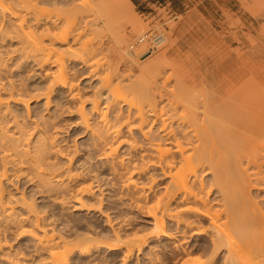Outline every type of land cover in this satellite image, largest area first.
I'll return each instance as SVG.
<instances>
[{"label":"rangeland","instance_id":"374dc122","mask_svg":"<svg viewBox=\"0 0 264 264\" xmlns=\"http://www.w3.org/2000/svg\"><path fill=\"white\" fill-rule=\"evenodd\" d=\"M62 1L60 2L61 8L59 6L57 7V5H55L56 7L54 5L50 6L52 2H49L50 4L48 2H45V7H46V4H48L49 7L48 5L47 7L53 11L52 12L54 13L53 15L50 11L49 12L51 14H48V13L45 14L41 12L45 15L44 17H46L47 15L48 16L52 15V18L53 17L56 18L54 20H57L58 23L55 22V25L53 26L54 30L52 29L53 31L55 30L57 31L55 27L58 28V24L65 22L63 18L65 17L63 16L65 15L63 12L65 8H63L62 6L66 7L68 5L70 6L71 3L74 4L72 0H65V1L62 0ZM66 1L67 2L69 1L71 3L66 4L65 3ZM104 1L109 3L108 4L109 6L112 4L111 5L112 9H111L109 6H107V3H104L106 7L103 6V8L105 9L103 13L108 11L106 10L108 7H109L108 8L109 10L111 9V13L108 12L106 13V15L105 13L104 14L102 13V10L104 9L101 7ZM100 2H102L101 3L102 5L98 6L94 10H91V11L88 10L89 14H87L95 18L94 16L95 14L93 12H97L96 17L98 15L99 17H97L98 20L96 21L98 23L97 25H100V28H97L98 27L97 25H95L94 27L93 24H96L95 23L96 21L94 23L91 22V20L93 21V19L91 18H89V24L85 25L86 23L85 24L82 23L84 22L83 20H85L84 17L86 16L85 15L86 13L82 14L80 12L82 14L81 15L77 12L79 16L81 17L84 16V17H82L83 19H81L76 14L77 17L75 18L77 19L79 18L78 20L80 21L81 19V21L80 22L77 21L75 23L77 25L79 22L78 26L80 24L81 25L84 24L83 25L84 27L87 26L85 27L87 29H85L83 33H85L87 30L86 33L88 35L85 33L84 36L82 37L83 35L82 34L80 35L82 37V38L80 37L81 40L79 39L78 42L76 41L72 42L73 38L75 37L74 33L76 32L78 34L80 31L79 30L81 26L80 25L78 27L79 29H77L79 31L76 30L73 33V35L67 37L69 41L64 40V42H62L63 40L62 41L55 40L56 42L54 43L55 47L57 48V51L59 50L58 54H60V50H61L60 55L62 59H65L64 60L65 66L67 65L68 67V68L66 67V69L68 73L70 71V74L67 73L68 77L70 76L69 79L73 80V82L77 84L75 85L76 88L74 87V90L78 89L77 86L80 88L79 96H77L78 98L71 97V95H69L70 89L67 87H63L60 85V83H58L54 86L53 88L54 91L52 90L53 92H51L50 94L49 103H47L48 98L46 95H44L45 93L43 92L48 90V87L50 84L49 80L51 81L53 79V75L51 77L50 75L55 70L57 71L58 64L51 62V65L45 64V66L41 67L42 64L40 65L39 63L37 64V62L34 61L33 59H30L31 61L28 60L27 58H25L27 60H23V57L20 55L19 51L17 52L16 50L17 53L15 52V50L13 52L11 51L13 49H16L18 46H20V43H18V39L9 40L8 38L7 41L5 40V42L2 43L4 44V46L0 43L1 44L0 45V56L3 55L2 57H4L3 59H5L4 61L1 59L4 62V64L2 62L1 64L2 67L0 66L1 68L0 69V87H1L0 93L3 97V100L5 101V102L3 101L4 103L1 105V109H0L1 110L0 111V124L4 125L2 127H5L9 133L16 134L17 133L16 131L18 130L16 126H17V123H19L22 126L23 130L27 132L26 134H28V137L30 135L32 142L35 140V137L37 138L38 135H41L42 137L47 138L50 142L49 144L50 146L48 148V150L50 151L49 153H47L48 155L46 157L47 167L49 168V170L57 169L58 171H63L64 173H66L65 177L62 180H60V182L55 180L54 178H51V182L47 185H44L40 181V177L38 178V176L34 174L35 168L34 169L32 168L33 169L32 170L30 166L27 164L21 165V166L19 165L13 166V164L11 163V165L10 164L8 165L9 166L8 175L7 177H5L3 181L4 186H5V197L6 199L9 197L8 200L13 198V200H15L13 201V204L15 202H18L17 199H19V202L16 203L18 205L17 206L15 205V211L16 209L18 211L17 215L16 214L15 215L18 218H21L23 216L27 217V215L29 214H30L29 215L30 217L31 216L33 217V214L35 213V212L33 213V211L31 213L29 212L30 211L29 206H28L29 204L28 205L25 204L26 207H24L23 204L25 203V201L22 199V196H24L27 202L33 204L35 208L34 210L35 211L38 210V212H40V214H42L46 218L47 220L46 225L49 226L48 229H50L51 232L54 227L55 228L54 232L56 231L58 232V234H61V235H64V234L66 236L69 235L68 236L69 238H72V237L74 238L80 235L83 236L84 234L93 235L97 238L94 241L98 242L97 244L100 245V247L95 248L91 253L85 254V253H80L79 251L70 253L68 264H181V260H183L182 259L183 257H180L181 255H179L178 252H182L181 251L183 250L182 248L187 246V244L189 245L190 243H191L190 244L191 246H193L192 243L193 244L195 243L196 245L194 246H197L194 248L192 252L194 256L196 257L200 256L207 260H209L208 256H211L210 258H212V260L211 261L209 260L210 263L208 264H224L223 262L225 259L224 249H220L217 252L215 251L213 252L212 247H210L211 246L210 238L208 237L206 233L201 234V236L197 234L195 235L194 233H192L193 230L190 228L184 231L183 230L184 228L182 225L179 227V229L181 230H180V233L179 232L177 233L178 235H176L175 239L170 240L166 238L165 236H158L155 234L153 235V237L149 238L141 248L135 246L134 251L129 253L131 255H128V256L125 255V253L127 254L126 246L119 245L120 247L119 246L111 247L108 245L110 242H116L115 240L116 233H118L120 238H123V240L127 238L129 239L132 236L135 237V235L136 236H139V235L149 236V234L154 228L153 217L152 215H149L147 210L145 211L146 208L145 207L143 208L142 204L146 205V204H151V203L156 202L158 196L164 192L169 177L164 176L160 168H155V167L149 168V171L147 170L144 173H139L137 170L136 172H134L133 165L138 164V163L141 165V163L144 160H147V158L146 156L144 158L143 151H141L140 148L138 149L130 148L127 140L123 141L122 144H119V149L115 150L114 152L115 154L113 153L109 157V159H106L107 157L104 154L105 151L103 153V149L105 148L107 150L108 146L107 144L103 145L102 147L104 146H107V147H104L102 149V147L98 145L100 143L97 140V136L93 134V131H92L93 127L94 128L97 126L100 127V124L102 123L101 121L102 118L100 117L102 115L100 114V110L96 112L97 110L94 109V107H92V100L96 96H101L99 94H102V96L99 97V99L101 100L100 106L103 107V108L101 107L102 109L105 108V105H106L105 100L107 98L105 96L109 95V92H108L109 88L108 89L106 88L107 90L105 88H103L104 90L102 89L101 82L104 81L103 80L105 78L104 76H106L107 79L109 78V80H111L112 83L114 82L113 84L115 83L118 84L119 80L121 79L122 81H120L119 86H122L120 87L122 89L119 88L118 93L119 94L121 93V95L125 93L124 96H128L132 94L130 93L131 91H129V88L127 87V83H129L130 80L137 81L139 80V77H140L141 81L139 80V82H141L142 84V79L145 77V76L143 77L142 75L144 74L146 75L147 78L149 76L150 80L157 78L159 79V81H161V78L164 79L166 77V79L168 78L166 87L169 88L171 86V88H173L175 86V81L177 80L178 75L180 76L182 72V69L179 68L180 63H184L182 66L183 69L186 68L184 67L185 64L188 65V67H191V70L189 71V73H192V70H193L195 75H192L193 73L190 75L192 76L193 79H196V81L198 80L199 83L204 81L205 79L203 77L204 80H202L201 76L199 78L196 75H202V73L203 75L205 74V76L207 77V80L208 79L210 80L211 78H213L212 73H211L212 65H215V67L217 65V64H214V63H217V62H214V60L217 61L216 58H219L218 57L219 55H217L218 53L216 52L217 53L216 54L214 52L218 51L221 54L222 52L226 50V49L224 50L226 46L225 37L227 35V30L230 29L234 36L233 48L235 50L234 55L237 60L236 61L237 62V72H239L238 69L243 70L242 68H245V74L243 71H242V74H244L243 77H245L246 79L249 78V82H250L249 95L254 97L256 102H258L260 97L264 95V60L263 59H260V60L252 59L251 56H249V26L246 24L245 19L240 17L241 10H243V12L245 9L249 11V2L247 0H127V1L126 0H103V1L102 0H81V4H79V1L76 0V4L78 5L76 4L75 5L82 7V10H83V8L88 7L91 3L98 5L100 4ZM113 2L115 4H113ZM53 3H56V2L54 1ZM39 4L40 5L44 4V2H40ZM100 7L102 10L99 11ZM114 7L117 8L118 10L117 9L115 10ZM48 8L47 10H49ZM62 8L63 10L61 11ZM119 9H124L128 12L126 13L125 11L124 14L118 13L119 15H117L116 14L117 12L115 13V11L120 12ZM60 11L61 13L63 12L62 13L63 15H61L63 17L59 16L58 18L57 15H60L58 14V12ZM64 11H66V9ZM109 13L110 15H113L112 13H114L113 16H109L110 18L114 17L116 14L117 17L118 16L120 17L119 18L120 20L117 19V17H115V19L111 18L116 23V24L115 23L111 24V20L107 21L109 20L108 18ZM73 14L75 15V12L71 14V17H73L72 16ZM123 15H126V16H123ZM68 16H70V14ZM105 16H107V18H105ZM127 17L128 19H126ZM67 18H65V20ZM75 18L73 19L76 21ZM100 18H101V21L99 20ZM58 19L59 20L61 19V20L58 21ZM116 19L119 20V22L115 21ZM229 19L231 20V24L230 26H228V29H227V24H228ZM62 20L63 22H61ZM132 20L134 23L140 22L141 25L137 23L134 24ZM43 21H45V18L42 20V22ZM70 21H73V20H70ZM120 22H121V25H120ZM44 23L45 22H43V24L41 25L39 24L38 26L35 25L32 28V29H35L34 32H36L37 36L39 32L41 33L42 26L43 27L45 26ZM75 23L73 22V24ZM66 24H64L63 26L61 24L60 28L61 26L65 28L64 26ZM101 24L102 25L104 24V25L102 26ZM71 25L72 24H70V26ZM76 25L74 26L72 25L73 26L72 29H74ZM89 25H93V26L89 27ZM84 27H82V31ZM110 28L113 29V32ZM137 29L139 30L137 31ZM143 29L144 30L147 29V31L146 30L144 31ZM93 30L97 31L98 35L101 33L99 36L97 35L98 39L95 37L96 33H94ZM98 30L99 31L102 30L105 32H101V31L98 32ZM61 31L62 30L60 29V32ZM88 31L90 32V34L88 33ZM149 31L163 33L161 35L162 36L161 39L163 40L162 43L158 45L157 48H154V50L150 47L152 44L150 43L149 39H147L149 42L147 40H144L143 42H140V43L138 42V39L140 38V36H143V34H146ZM28 32H31V31L28 30ZM57 32L60 33L59 30ZM57 32H54V33H57ZM123 32H125L126 35ZM58 33H57V36H60ZM93 33L96 39L92 37L91 34ZM118 33L119 35L124 34V36L130 37L129 39L128 37H126L125 39L126 40L128 39V41L126 42L124 41L125 42L124 46L126 47V51L123 47L120 48L121 46H123V42H121V35L119 36ZM29 34L35 37L33 33H29ZM61 34L63 33L61 32ZM89 35L91 36V39L93 38L92 39L93 42L92 40L90 41L89 38H88V41L92 42V44L94 45H98V46L102 45L103 47L99 50L103 52L99 50L98 51L95 50L93 51V53H91L92 50H88V51L84 50V49H88V48H85L84 44L87 42V38L85 36L88 37ZM101 35H102V38H100ZM115 35L120 38L119 39L118 37L116 38ZM112 38L114 40H112ZM116 39L120 40V42ZM173 39H175L174 40L175 45L172 44ZM29 40L31 41L32 39H29ZM29 40L27 42L28 44H30ZM46 40L47 41L49 40V36L46 37ZM169 41H171L172 43ZM79 42H82V43H79ZM102 42L103 44H101ZM167 43H169V45ZM70 44L75 47L77 46V48L73 46L71 47V48H75V49H72L75 52L74 51L71 52L69 49L66 50L67 48L70 47ZM80 44L84 45V47L82 46L81 48ZM113 45L115 46L113 47ZM219 45L221 46V48L224 47L222 49L224 51H219L221 50V48H219L218 50ZM109 46L110 48H108ZM90 47H91V44H90ZM174 47L177 48V51L179 52V56L175 53V50H173L175 49ZM62 49L63 50L65 49V50L63 51ZM163 49H165V51L169 50V53L171 52V55L172 57H174V60H178V62L174 63L175 61H173V59H171L170 61L169 57H167V60L165 59V62H163L164 61L163 59L166 58V56L168 55L166 52V56L164 58L162 56H161L162 58L160 57L162 53L163 54L165 53ZM76 51L79 52V55L76 53ZM128 51L132 53L129 54ZM63 53L64 55H66L65 57L64 55H62ZM224 53L227 54L226 52ZM230 53L231 52L229 51L228 55ZM214 54L217 56H215ZM223 54L222 56L220 55L221 58L223 57ZM136 55L138 58H136ZM213 55L215 58L212 57ZM234 55L232 56L234 57ZM19 56H21L22 59ZM79 56H81L80 57L81 59H79ZM97 56H99L98 59L96 58ZM226 56L224 57L226 58ZM150 57L152 59L155 58L157 61H155L154 59V62L151 63V61L153 60L150 59ZM103 58H105L106 60L105 59L102 60ZM223 59L222 60L220 59V60L223 61ZM230 59L233 60L232 57H230ZM129 60H130V63H129ZM220 60H218V63L220 62ZM228 60H229V57H228ZM231 60L229 61L231 62ZM159 61L165 64L167 63L166 66L165 64L162 65L161 62H160L161 63L160 65ZM95 62H97L96 65H95ZM139 62L140 63L143 62L142 64L146 63V65H143L145 69H142L143 67L141 68L142 65L138 66ZM147 62H150V66L148 67H147ZM236 62L235 61L232 62L233 65ZM253 62L254 63L256 62V64H253ZM98 63L100 65H98ZM198 63L199 64L202 63L201 65H203L204 67L203 69L201 68L203 70L201 74L199 73L197 74V72L194 71V67L199 68ZM155 64L162 66L160 67V69L162 70L160 69L158 70L159 66L154 67L156 66ZM208 64H209V67L207 69L211 73L210 75V73L208 72V75H210L209 78L207 75V70L205 69ZM230 64H228V66ZM130 65L132 66L130 67ZM218 65L220 66V63ZM108 66H110L111 68ZM126 66L128 68H126ZM96 67H97V70L95 69ZM222 67L220 66V68ZM224 67L226 66L224 65ZM147 68L148 70L149 68H156V69L155 71H152V70L148 71L146 70ZM47 69L49 70L47 71ZM128 69H130V71H128ZM196 70L198 71L200 69H196ZM234 70L236 71L235 68ZM50 71H53V72L51 73ZM90 71H92L95 75L96 73L98 72L99 73L95 77V75L94 74L92 75ZM118 71H120L121 74H119ZM127 71L129 74L127 73ZM140 71H143V73ZM218 71L217 72L215 71V72L218 73ZM46 72L47 73L50 72L49 73L50 75L47 74ZM107 72H110L109 74L111 75L108 76L109 74ZM122 72L124 73V75L125 74L126 75L122 76ZM148 72L152 73L154 77L152 76V74L150 75ZM223 72H222V77H221L222 79L224 77L223 75H225V73L223 74ZM233 72L234 71H231L230 74L233 75L234 74ZM117 73L119 74V76H122L123 79L119 77ZM189 73L187 72L186 75ZM216 73L213 74L214 78L216 77L215 80L217 79V75L215 76ZM219 73L221 74V72ZM103 74L104 76L102 78ZM138 74H141V76L139 75V77L137 78ZM171 74H173L172 76L174 77L169 76ZM183 74L184 72L182 73V75ZM231 75H228V76H231ZM234 75H239V74L237 73ZM167 76L170 77V81H169V77ZM184 76L185 74L183 75V77ZM243 77H241V79H243ZM225 78L227 79L228 77H225ZM125 79L129 81L127 82ZM238 79H240V77ZM150 80H148V82ZM211 80H214V79H211ZM10 82L11 83L15 82L14 83L15 85L16 83H18L16 85L18 87L20 85V87L19 88L16 87V89L17 88L21 89L20 91H21V94L23 93L22 94L23 98L26 97L25 99L27 98L29 99V100L27 99L29 101L27 102V104H25V102L23 103L22 100H18V99L15 100V98L13 99L12 97H15V96H10V92H9V90H11L10 86L12 88V86L14 85V84L11 85ZM169 82H171L170 86H169ZM144 83L145 81H143V84ZM161 84H162V81H161ZM99 88L101 89L102 92L99 90ZM198 88L199 86L196 89ZM201 88L203 89V87ZM202 89L196 90V91L197 92L199 91L198 93H200L204 91ZM211 89L212 90L206 89L208 91L206 90L205 91L209 93V91L214 90L213 87H211ZM17 90H15L16 92L14 95H16L17 92H20L19 90L18 91ZM41 93L44 96H41L42 95ZM16 96L18 97V95ZM31 96L32 98H30ZM81 100L85 101L84 108L86 109V112H87L86 114H88L87 116H89L88 117L89 123L92 125V126L90 125V127H88L86 123L83 122L84 120L82 121V117L80 116V110L78 106L80 105ZM253 101L254 100L249 97V105L252 108V109L249 108L251 109L249 111L250 113L251 112L254 113L253 111H255L253 116H256L255 114L260 109V106L256 105L255 103H252ZM123 103L124 102H122L121 104ZM124 108H126L125 105H124ZM108 111L109 113L107 112L108 113L107 117L109 118L111 117L112 119L115 113L112 109H109ZM251 118H254V117H250L249 119ZM125 127L123 125L122 130H124L125 132H122L123 136L121 137L124 138L126 136L127 137L129 136L130 138H132V136H130L132 134H130L131 132L129 131V128L127 127L128 129L127 128L125 129ZM132 131L133 132L136 131L135 132L136 134L133 132L132 133L135 135V137H137V139L139 138V142L142 143L137 127L133 128ZM111 139L112 137H109L108 139L109 142L111 141ZM112 140L113 141H111L110 143L115 146L117 143H119V140H121V138L117 137V139H112ZM262 140H264V138ZM97 141L98 143H96ZM129 142H130V139H129ZM262 149L260 150L262 151ZM107 151H109V149ZM116 152H118L117 155H116ZM119 158H122L124 160H121V159L119 160ZM122 161H124V163L126 162L127 164L128 162L130 163L129 164L131 166L130 170L128 168L127 169L131 171V173H129V171L126 172V167L124 166L126 165V163L123 164ZM131 161L134 164H132ZM204 170L205 171L202 172V176L205 177V179H207L208 181H210L211 176H212V171H209L208 169L206 170V168ZM71 173L72 174L82 173V174H79L80 175L79 177L69 178L70 176L68 174H71ZM126 174L127 175L131 174L132 178L136 179V181L140 185L142 184L145 185L146 187L145 189H147L145 191V194L146 193L147 194L144 196L145 198L144 197L142 198V201L141 200L139 201L138 199L139 193L136 192V189L134 190V188L127 187L126 185L127 175ZM52 185H55L54 187L56 188H53V187H52L53 189L49 188ZM85 185L92 187L90 192L81 190V188L83 189ZM47 189H50L51 191H48ZM79 190L81 193L79 192ZM214 190L215 189H213L209 194V197L212 199L213 203L217 200V196L219 194L216 192V190L215 191ZM261 193L263 195L264 191H261ZM254 194L256 195V192ZM81 198L87 205H83V207L79 206L80 205L79 200ZM256 198L257 200L261 202V194L259 198L258 197ZM137 201L140 202L141 205H138ZM3 218H4V222H3ZM3 218L0 217V220H2L0 221V226H1L0 230L1 231L3 230L2 232H0V236L3 237V238L0 237V240L3 242V244L5 243L4 244L5 246L3 245V249L2 247L0 248V256L3 257V255L5 256V255L12 254V253H13V255H11L12 257L14 256L17 257L18 255L19 257L21 256L20 258L22 259V261L18 260V262L19 261L21 262L15 263V264H52L53 263V259L50 255V252L45 248L42 249V247L39 246L40 244L38 245L36 238L31 233L21 230L22 226H27V227L30 226L29 224H31V222L30 223L28 222L30 221L29 219H26L25 220L26 222H23V225H20V224H17L18 222H10L8 220L5 221L6 218L4 216ZM201 221H203L204 224L206 223V220L204 221V219H201ZM2 223L3 225L7 227H4ZM166 225H167L166 226L167 230L171 232H175L176 228H178L176 226L177 224L174 221L169 220L168 218L166 219ZM179 242L180 243L182 242V243L180 244ZM208 243H210L209 246H207ZM9 251L10 253H8ZM4 252H7V253L4 254ZM14 252H17V253L14 255ZM3 259L0 260V264H14V263L9 262L6 259L5 260Z\"/></svg>","mask_w":264,"mask_h":264},{"label":"bare ground","instance_id":"6f19581e","mask_svg":"<svg viewBox=\"0 0 264 264\" xmlns=\"http://www.w3.org/2000/svg\"><path fill=\"white\" fill-rule=\"evenodd\" d=\"M54 1L56 3H53ZM54 1H52V0H0V43L2 44L3 42H5V40L7 41L8 38H9V40L10 39L11 40L12 39H14V40L18 39V43H20V46H18L19 45L18 44L17 45L18 47L16 46L17 48L15 47L16 49H13L11 51L12 52L14 50H15V52H16V50H17V52L19 51L20 55L23 57V60L33 59L34 61L37 62V64L38 63H39V65L42 64L41 67L45 66V64L51 65V62L58 64L57 71L56 70L54 72L50 71L51 73L53 72L51 75L49 74L50 72H48V73L46 72L47 74L50 75V77L53 75V79L51 81L49 80L50 84H49L48 90L43 92V93H45L44 95H46L48 98L47 103H49V97H50L51 92L54 91L53 90L54 86L58 83H60L61 86L67 87L70 89L69 95H71V97L76 98L77 96H79V93H80V91H79L80 88L78 86H77L78 89L74 90V87L77 84L75 82H73V80L69 79L70 76L68 77V74H70V71L68 73V71L66 69L67 65L65 66V62H64L65 59H62V57L60 55L61 50H60V54H58L59 50L57 51V48L54 45V43L56 42L55 40H60V41L63 40L62 42H64V40H68V38H67L68 36L73 35V33L77 29H79L78 27L81 24L79 26H78V24L81 21V19H83L82 17H84V16H82V17L79 16V14H81V13L82 14L86 13L85 15L87 16V17L85 16L87 19L84 17L85 20H83L84 22H82V23H84V24L86 23L85 25L89 24V18L93 19V21L91 20V22L94 23L96 20H98L97 17H99V15L96 17L97 12H93L95 14L94 15L96 18L95 19L93 16L87 15V14H89L88 12L91 10H94L95 8H97L98 6H100L102 4H103L101 6L102 8H103V6L106 7V5L104 3H107L105 1L103 3L100 2V4H98V5L91 3L88 7H85L82 10V7L76 6V5H78V4H76V0L75 1L72 0L74 4H72L69 1L68 2L66 1L65 2L66 4L71 3L70 4L71 7L69 5L66 6L67 8L65 6H62L63 8L66 9V11H64L65 9L63 10V8L61 9V11L63 10L65 15H63L62 14L63 12L61 13V11H60V12H58V14H60V15H57V16H58V18L61 15L65 16V17L61 16L64 18V21H65V22H63V20H62L61 22H63L64 24H66V23H68V24H66L64 26L65 28L62 27L64 25L63 23L58 24V28L55 27V29H57V31L59 30V32H60V29L62 30L61 32L63 34H61V32L58 33L56 30L53 31L54 30L53 26L55 25V22L56 23H58V22H57V20H54L56 18H54V17L52 18V15L54 13H52L53 11L48 8L49 5L46 4V7L48 5L47 8L49 10H47V8L45 7V2H48V3L52 2L51 4L49 3L50 6L57 5V7L59 6L61 8L60 2L62 0L61 1L59 0L60 2L58 0H54ZM57 1L60 4H58ZM77 1H79V4H81V0H77ZM40 2H44V4L40 5L39 4ZM108 4L109 3H107V6H109ZM113 4H115V3L113 2ZM38 5L42 8H40ZM111 5L109 6L110 8H111ZM72 6L73 7L75 6V7L73 8ZM116 6H118V5H116ZM123 6H125V5H123ZM77 7H78L79 11H78ZM101 7H100L99 11L102 10ZM119 7H121V6H119ZM108 8L106 9L108 11L104 12L105 15L108 12L111 13L112 8L110 10ZM116 9L117 8H115V10ZM44 10H45V12H44ZM119 10H120V12L115 11V13L117 12L116 13L117 15H119L118 13L124 14L126 11L124 9H119ZM49 11L52 13V15H50V16L47 15L46 17H44L45 15L43 13L51 14ZM99 11H98V13H99ZM103 11H105V9L102 10V13H103ZM41 12H43V13H41ZM74 12H75V15L73 14L72 15L73 17H71V14ZM77 12L79 14H77ZM127 12L128 11H126V13ZM110 13L108 14L109 20H107V21L111 20V24H112L115 22L111 18L115 19V17H117V15L115 14L114 17L110 18L109 16L114 15V13H112L113 15H110ZM69 14H70V16H68ZM76 14L78 15L79 18H81L80 21L78 20L79 18L78 19L75 18V17H77ZM120 15H122V14H120ZM123 16H126V15H123ZM69 17H70V19H69ZM44 18H45V21H43V22H45L44 23L45 26L44 27L42 26V31H41V33L39 32L40 34L37 32L38 33V36H37L36 32H34L35 29H32V28L35 25L38 26ZM65 18H67V19L65 20ZM73 18H75L76 21ZM105 18H107V16H105ZM119 18L120 17L118 16L117 19H119ZM117 19L115 21L119 22L120 19L119 20H117ZM126 19H128V17ZM60 20L58 19V21H60ZM70 20H73V21H70ZM99 20L101 21V18ZM133 20H132V22H133ZM77 21H79V22L76 25L75 22H77ZM43 22L41 24H43ZM73 22L75 24H73ZM121 22H123V21H121ZM121 22H120V25H121ZM69 23L72 24L73 26L76 25L77 26V27L75 26L76 29H75V27H74V29H72L73 26L71 25L72 26L71 27ZM95 23L96 24H93L94 27H95V25L98 24L97 21ZM136 23L137 22H135L134 24H136ZM61 24H62V26L60 28ZM137 24H140V22H138ZM83 25L80 26V29H79L80 31L77 30V31H79L78 34L76 32H75L76 34L74 33L75 37L73 38L72 42H75V41L78 42L80 37H81L80 35L83 34L82 35V37H83L84 34L87 32V30H86V32L83 33L84 30L87 29V28H85L87 26L84 27ZM93 25H89V27L93 26ZM122 25H123V23H122ZM140 25H138V26H140ZM97 26H98L97 28H100V25H97ZM82 27H84L83 31H82ZM140 29H142V28H140ZM28 30L31 32H28ZM40 30H41V28H40ZM111 30L113 32V29H111ZM138 30L139 29H137V31ZM145 30L147 31V29H145ZM100 31L105 32L102 30H100ZM100 31L98 30V32H100ZM54 32H57L60 36H57V33H54ZM29 33H33V35L35 37L31 36V34H29ZM88 33L90 34L89 31H88ZM94 33H96L95 34L96 36L94 35ZM94 33L91 34L92 37L93 38L96 37L98 39V36L101 33L99 35H98L97 31H94ZM119 33H121V32H119ZM119 33H118V35H119ZM123 33H125V32H123ZM102 34H104V33H102ZM141 34H142V32H141ZM125 35H126V33H125ZM143 35H145V34H143ZM26 36L32 40L30 41ZM48 36H49V40L47 41L46 37H48ZM89 36L88 37L85 36L87 38L88 43L93 39V38L91 39V36L90 37ZM122 36H124V34L121 35V42H123V46H121L120 48L123 47L126 51V47L124 45H125V42L128 41V39L130 37H128V36L122 37ZM31 37H33V38H31ZM59 37H61V38H59ZM117 37L118 36H116V38ZM126 37H128L127 40L125 39ZM88 38L90 39V41H88ZM100 38H102V35ZM119 38L120 37H118V39ZM26 39H28L30 41V44L27 43L28 40H26ZM118 39H116V40H118ZM123 39H125V40H123ZM175 39H173V43L171 41H169V42H171L173 45H175V41H174ZM102 40H104V39H102ZM112 40H114V39L112 38ZM118 41L120 42V40H118ZM136 41H137V39H136ZM83 42H84V40H83ZM85 42H86V40H85ZM87 42L84 45H85V48H88V49H84V50L85 51L92 50L91 53H93V51H95V50L98 51L99 49H101L103 47L102 45L98 46V45L92 44L93 40L89 44ZM129 42H130V40H129ZM79 43H82V42H79ZM90 44H91V47H90ZM101 44H103V42ZM167 44L169 45V43H167ZM2 45L4 46V44H2ZM73 45H74V43H73ZM73 45L70 44V47L67 46L69 48L66 47L67 48L66 50L69 49L71 52L74 51L72 49L77 48V46L75 47ZM84 45L80 44L81 48H82V46L84 47ZM72 46L75 48H71ZM114 46L115 45H113V47ZM108 48H110V46ZM219 48H221L220 45L218 47V50H219ZM223 48H221V50H219V51H224L226 49L224 52H226L227 54H225L224 52H222L220 54V52H218V51L214 52V53L217 52L218 54L217 53L216 54L219 55L218 56L219 58H216L217 61L214 60V62H217V63L213 62L214 64H217L216 65L217 68L215 67V65H212V64H211L212 68L210 66V68L214 71L213 72L210 69L212 76H213V78H211V77L210 78L214 79V80H211V79L207 80V77L205 76V74L203 75L202 69L204 67H203V65H201L202 63H200V64L198 63L199 68L194 67V71H196L197 74L202 73V75H196V76H198L199 78L201 76L202 80L205 79L204 81H202L200 83L198 80L196 81V79H193L192 76L190 75L192 73H193L192 75H195L193 70H192V73H189V71L191 70V67H188V65L185 64L184 65V67H186L185 68L186 70H185L182 67L184 63H180V65L179 64L178 65L180 66L179 68L182 69V72L180 74L181 77L178 75V78H180V79L177 78L176 81L174 80L175 86L173 88H171V86H170L171 82H169L170 87L169 88L166 87L167 82H168L167 81L168 78L167 79H166V77L164 79L161 78V81H162V84H161V81H159V79L151 78L153 80H150L149 76L147 78L145 74L142 76L143 77L145 76L143 79H145V78L146 79L145 80L142 79V84H141V82H139V80L141 79L139 77V75L141 76V74H138L137 78L139 77V80H137V81L136 80L135 81L130 80V82L127 83V87L129 88V91H131L130 93H132V94H130L131 96L128 94H127L128 96H124L125 93L122 95H121V93L120 94L118 93L119 88L122 87V86H119L120 81H122L121 79L119 80L118 84L117 83L113 84L114 82L112 83V81L109 80V78L107 79L106 76H104V74L102 75V78H103V76L106 78V79L104 78L103 79L104 81L101 82L102 89L103 88H105V89L109 88L108 89L109 95L105 96L107 98L105 100L106 105L104 104L105 105L104 109H102L103 107L100 106L101 100L99 99V97H101L102 94H99L101 96H96L95 98H93L92 107H94V109L97 110L96 112H98V110H100V114L102 115V116H100L102 118V120H101L102 123L100 124V127L97 126L99 128H97V127H95L96 129L94 127L93 128L91 127V128H92L93 134H95L97 136V140L100 143L98 145H100L102 147L103 145L107 144V146L109 147L108 148L107 146H104V147H107V150L109 149V151H107L104 147H102V149L104 148L103 153L105 151L104 154L107 157L106 159H109V157L115 152V150L119 149V144H122L123 141L127 140L130 148H133V149L140 148L141 151H143L144 158H145V156L147 158V160H144L141 163V165L139 163H138L139 165L138 164L133 165L134 166V168H133L134 172H136V170H137L139 173H144L147 170L149 171V168L155 167V168H160V170L162 171L164 176L169 177L164 192L158 196L156 202L151 203V204H146V205L142 204L143 208L144 207L146 208L145 211L147 210L149 215H152V217H153L154 228L151 231V233L149 234V236L148 235L147 236L146 235L145 236H143V235L136 236L135 235V237L132 236L129 239L127 238V239L123 240V238H120L119 234L116 233V238H115L116 242H110L108 244L111 247H116L119 245L120 246H122V245L126 246L127 254L125 253V255H127V256L131 255L129 253L134 251L135 246L141 248L146 243V241L149 238L153 237V235H155V234L158 236H165L166 238H168L170 240L175 239L176 235H178L177 233L178 232L180 233L181 229H179V227L182 225L184 228L183 229L184 231H186L187 229L190 228L193 230L192 233H194L195 235L197 234V235L201 236V234L206 233L208 235V237L210 238V242H211L210 247H212L213 252L214 251L217 252L220 249H224L225 250L224 251L225 259L223 261L224 264H264V193H263V195L261 193V191H264V140H262L264 138V95L260 97L258 102H256L254 97L249 95V85H250L249 78L246 79L245 77H243L245 74V68H242L243 70L238 69L239 72H237V62H236L237 60L235 58L234 52L232 53V51L229 50L228 46H227V48L225 47L224 50H222ZM124 49H123V51H124ZM163 50L165 53L163 54L162 53L163 51H162L161 52L162 55H160V57L162 56L164 58L166 56V52L168 54L166 56V58L163 59L164 60L163 62H165V59L167 60V57L170 58L169 59L170 61H171V59H173V61H175L174 63L178 62V60H174V57H172L171 52L169 53V50H166V51H165V49H163ZM173 50H175V53L179 56V52L177 51V48H175ZM214 50H215V48H214ZM214 50H212V51H214ZM77 51H76V53L79 55V52H77ZM99 51H101V50H99ZM229 51L232 54L230 53L228 55ZM56 52H57V54H56ZM101 52H103V51H101ZM121 52H122V50H121ZM105 53H106V51H105ZM128 53L131 54L132 52L128 51ZM99 54H101V53H99ZM222 54H223V57L221 58ZM62 55H64V53ZM177 55H175V56H177ZM214 55L212 56L213 58H215ZM217 55H215V56H217ZM232 55H234V57ZM2 56L3 55L0 56L1 57L0 58V66L1 67H2V65H1L2 62L5 60V59H3L4 57H2ZM21 56H19V57H21ZM65 56L66 55H64V57ZM125 56H126V54H125ZM224 56H226V58ZM22 57H21V59H22ZM80 57L81 56H79V59H81ZM228 57H229V60H231L230 57H232V59L233 58H235V59L231 60V62H230L228 60ZM25 58H27V59H25ZM96 58L98 59L99 56H97ZM105 58H103L102 60H104ZM136 58H138L137 55H136ZM150 59H152V58L150 57ZM154 59H152L153 61L150 60L151 63L154 62ZM220 59L221 60L223 59V61H221ZM143 60H145V59H143ZM218 60H220L219 63H220L221 67H222V65H223V67H224V65L226 67L220 68V66L218 65L219 64ZM124 61H125V59H124ZM155 61H157V60L155 59ZM224 61L225 62L227 61V62L225 63ZM234 61L236 63H234V65H233L232 62H234ZM82 62H84V61H82ZM140 62H139V64L138 63L137 64H138V66L142 65L141 68L143 67V65H146L145 62H144L145 64H142L143 62L142 63H140ZM160 62L161 61H159V64L161 65L162 62L161 63ZM129 63H130V60H129ZM148 63H149V65H148ZM221 63H223V64H221ZM227 63L228 64L231 63L232 65L230 64L231 66L230 65L228 66ZM3 64H4V62H3ZM96 64H97V62H95V65ZM102 64H103V62H102ZM164 64L165 63H162V65H164ZM166 64H165V66H166ZM98 65H100V64L98 63ZM155 65L156 66H154V67L159 66L158 70L160 69V67H162L158 64H155ZM199 65H201V66H199ZM110 66H108V67H110ZM131 66L132 65H130V67ZM148 66H150V62H147V67ZM232 66L236 69V71L234 70V68ZM208 67H209V64L205 68L207 70V75H208V72L210 73V71H208V69H207ZM93 68H92V70H93ZM115 68H117V67H115ZM126 68H128V67L126 66ZM95 69L97 70V67ZM142 69H145V67H143ZM155 69L156 68H149V70H152V71H155ZM196 69H200V70L197 71ZM48 70L49 69H47V71ZM86 70H88V69H86ZM146 70H148V68ZM160 70H162V69H160ZM128 71H130V69H128ZM128 71H127V73H128ZM215 71L216 72L218 71V73L221 72V74L220 73L218 74ZM231 71H234L233 72L234 74L238 73L239 75H234L233 73H232L233 75H231L230 74ZM242 71L244 72V74H242ZM90 72L92 75L94 74L92 71H90ZM110 72H111V70H110ZM110 72H107V73L109 74ZM118 72H119V74H121L120 71H118ZM140 72L143 73V71H140ZM160 72H162V71H160ZM170 72H172V71H170ZM183 72L185 74L184 77L186 79L183 77L184 74L182 75ZM187 72L189 73L187 75H189L190 77L186 75ZM222 72H223V74L225 73V75H227V76L223 75L224 76L223 79L221 78ZM98 73H96V75ZM211 73H210V75H211ZM214 73H216L215 76L217 75L216 80H215L216 77L214 78V75H213ZM119 74H118V76H119ZM149 74L151 75L152 73H149ZM154 74H156V73H154ZM173 74H171L169 76H172ZM96 75H95V77H96ZM110 75L111 74H109L108 76H110ZM125 75L122 72V76H125ZM167 75H168V73H167ZM210 75H208V78ZM228 75H231V76H228ZM99 76H101V75H99ZM122 76H119V77L122 78ZM152 76H153V74H152ZM159 76H160V74H159ZM164 76H166V75H164ZM169 76H167V77H169ZM172 77H174V76H172ZM203 77H204V79H203ZM225 77H228V78L226 79ZM234 77L237 79H235ZM239 77H240V79H238ZM241 77H243V79H241ZM130 78H131V76H130ZM147 79L150 81L148 82ZM175 79H176V77H175ZM125 80L127 81V79H125ZM143 81H145L144 84H143ZM146 81H147V83H146ZM169 81H170V77H169ZM11 82H10L11 85H13L15 83V82H13V83H11ZM17 84L18 83H16V85ZM16 85L14 84L12 86V88L10 86V89H11V90H9L10 96H15L12 98L13 99L15 98V100L16 99L22 100L23 103L25 102V104H27V102H29L28 101L29 99L28 98H27L28 100L25 99L26 97L23 98V95H22L23 93L21 94V91H20L21 89H18L20 87V85H19V87ZM172 85H174V84H172ZM198 86H199V88L196 89ZM16 87H18L17 89L20 91V92H17L18 94L16 93V95H18V97L16 95H14L16 92L15 90H17ZM201 87H203V89ZM211 87L214 88V90H213L214 92L213 91H209V93L206 92V91H208L206 89L212 90ZM21 88H22V86H21ZM153 88H154V90H153ZM120 89H122V88H120ZM201 89L204 91H202L200 93H198L199 91L198 92L196 91V90H201ZM99 90L101 91L100 88H99ZM100 91H98V92H100ZM0 92H1V87H0ZM195 92H196V94H195ZM19 94H21V95H19ZM44 95L42 94L41 96H44ZM249 97L254 100L252 103H255L256 105L260 106V109L255 114L256 116H253L255 111H253L254 113H252V112L250 113V111H249L252 109L251 106L249 105ZM30 98H32V96ZM3 101H4L3 97L0 93V109H1V105L5 102V101L4 102ZM122 102H124V103L121 104ZM84 103H85V101L81 100V103L78 106L79 110H80V116L82 117V121L84 120L83 122L86 123V125L88 127H90L91 124L89 123V119H88L89 116H87L88 114H86L87 112H86V109L84 108ZM124 105L126 106V108H124ZM28 108H29V106H28ZM249 108H251V109H249ZM109 109H112L115 113L113 115L112 119H111V117L110 118L107 117L108 116L107 114L109 113V111H108ZM249 115H250V117H254V118L249 119L250 118ZM123 125H124V127L127 125L125 127V129L127 127L129 128V131L131 132L130 134H132L130 136H132V138H130L129 136H128L129 138L127 136H126L127 138L121 137V136H123L122 132H125L124 130H122ZM2 126H4V125L0 124V168H1L0 169L1 170L0 171V217L3 218V216H4L6 218L5 221L8 220L10 222H18L17 224H20V225H23V222H26L25 220L29 219L30 221H28V220L27 221L29 223L31 222V224H29L30 226H28V227L22 226L21 230L31 233L36 238L38 245L40 244L39 246H41L42 249L45 248L50 252V255L53 259L52 264H68V259H69L70 253L75 252V251H79L80 253L86 254V253H91L95 248L100 247V245L97 244L98 242L94 241L97 238L93 235H87V234L85 235L84 234L83 236L80 235V236H76L74 238L73 237L69 238L68 237L69 235L66 236L65 234L61 235V234H58V232H56V231L54 232V229H55L54 227H53V230L51 232V230L48 229L49 226L46 225V222H47L46 218L42 214H40V212H38L37 209H36L37 211H35L33 204L27 202L25 200L24 196H22V199L25 201V203L22 202V203H24L23 204L24 207H26V205L29 204L28 206H29L30 211L29 210L28 211L30 213L32 211H33V213L34 212L35 213L34 214L32 213L33 217L32 216L30 217L29 216L30 214L27 215V217L23 216L21 218H18L16 216L18 211H17V209L15 211V205L16 206L18 205L16 203L19 202V199H17L18 202H15L13 204V201H15V200H13V198L8 200L9 197L7 199L5 197V186H4L3 181H4L5 177H7V175H8V170H9L8 165L9 164L11 165V163H12L13 166L14 165L21 166V165L27 164L30 166L31 169L35 168L34 169L35 172L33 171L34 174L36 176H38V178L40 177V181L44 185L49 184L51 182V178H54L55 180L60 182V180H62L65 177L66 173H64L63 171H58L57 169L49 170V168L47 167V165H46L47 164V162H46L47 158L46 157L48 155L47 153H49V151H50V150H48V148L50 146L49 145L50 142L47 138L42 137L41 135H38L37 138L35 137V140L32 142L30 135H29V137H30L29 138L28 134H26L27 132L25 130H23L22 126L19 123H17V126H16L18 129L16 131L17 132L16 134L9 133L8 130ZM135 127H137V129H138V133L141 137L142 143H140L139 138L137 139V137H135V135L133 134L136 132V131H134V132L132 131L133 128H135ZM109 137H112V139H117V137H120L121 140H119V143H117L114 146L113 144L110 143L111 141H113L112 139L109 142V140H108ZM129 139H130V142H129ZM98 141L96 143H98ZM115 142H116V140H115ZM112 143H114V142H112ZM259 148L260 149L263 148L262 151ZM117 153L118 152H116V155H117ZM120 159L124 160L122 158H119V160ZM119 162H121V161H119ZM122 163L125 164L126 162L124 163V161H122ZM119 164H121V163H119ZM129 164L130 163L128 162V164L126 163L127 166L124 165L126 167V172H128L130 170L131 166ZM132 164H134V163L132 162ZM128 165H129V167H128ZM122 167H123V165H122ZM205 168H206V170L208 169L209 171H212V176H211L210 181H208L207 179H205V177L202 176V172L205 171L204 170ZM129 173H131V171H129ZM79 174H82V173H79ZM79 174L78 173L77 174L71 173L68 175L70 176L69 178H71V177L74 178V177H79L80 176ZM127 176H126L127 180L124 179V180H126L127 187L134 188V190L136 189V192L139 193L138 199H139V201L140 200L142 201V198L147 194V193L145 194V191L147 190V189H145L146 188L145 185L144 184L140 185L136 181V179L132 178L131 174H129ZM54 186L55 185H52L49 188H51V189L56 188ZM81 187H83V186H81ZM91 188H92L91 186L85 185L83 187V189L81 188V190L90 192ZM213 189H215L216 192L219 193L217 196V200L214 203L212 202V199L209 197V194ZM47 190L51 191L50 189H47ZM79 192H80V190H79ZM255 192H256V195L254 194ZM260 194H261V202L259 200H257V198H256V197L259 198ZM81 200H82V198L79 200L80 201L79 206L83 207V205H87L83 200L82 201ZM137 203H138V205H141L140 202L137 201ZM167 218L169 220L174 221L177 224L176 226L178 228H176L175 232H171V231L167 230V228H166V226H167L166 225V219ZM201 219H204V221L206 220V223L204 224V222L201 221ZM0 221H2V220H0ZM3 222H4V218H3ZM2 225H3V223H2ZM3 226L7 227L5 225H3ZM2 231L0 230V232H2ZM191 234H190V236H191ZM1 238H3V237H1ZM4 244L0 240V248L2 247V249H3ZM190 244L189 245L187 244V246L183 247L182 248L183 250H181L182 252H178V254L181 255L180 257H183L182 258L183 260H181V264L182 263L183 264H208V263H210L209 260L210 261L212 260V258H210L211 256H208L209 260L204 259L200 256L199 257L194 256L192 252H193L194 248L197 246H194V245H196L195 243L194 244L192 243L193 246H191ZM201 244H203V243H201ZM175 245H176V243H175ZM209 245H210V243H208L207 246H209ZM6 253L7 252H4V254H6ZM8 253H10V251ZM11 253H12V251H11ZM16 253L17 252H14V255ZM210 254H212V253H210ZM11 255H13V253L9 254V255H5V256L3 255V257L0 256V258L1 259L4 258L3 260L6 259L9 262L14 263V264L22 261V259L20 258L21 256L19 257L18 254H17L18 256L16 255L17 257H15V256L12 257ZM18 260H21V261L18 262Z\"/></svg>","mask_w":264,"mask_h":264},{"label":"crops","instance_id":"0c3cea01","mask_svg":"<svg viewBox=\"0 0 264 264\" xmlns=\"http://www.w3.org/2000/svg\"><path fill=\"white\" fill-rule=\"evenodd\" d=\"M249 2V11L241 10L240 17L245 19L246 24L249 26V56L252 59L264 60V0H247ZM231 20L227 24L230 26ZM160 33L159 35H162ZM233 34L230 29L227 30L225 37L226 48L235 52L233 48ZM253 64H256V62Z\"/></svg>","mask_w":264,"mask_h":264},{"label":"built area","instance_id":"2783aa9c","mask_svg":"<svg viewBox=\"0 0 264 264\" xmlns=\"http://www.w3.org/2000/svg\"><path fill=\"white\" fill-rule=\"evenodd\" d=\"M151 34V35H150ZM160 33L157 32H148L143 36H140L138 39V42H143L146 39H149L150 43L152 44L150 47L154 50V48H157L158 45L162 43V36L159 35Z\"/></svg>","mask_w":264,"mask_h":264}]
</instances>
